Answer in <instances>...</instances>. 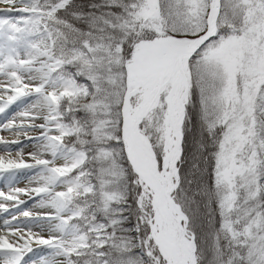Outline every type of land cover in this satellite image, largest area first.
Here are the masks:
<instances>
[{
  "label": "snow or ice",
  "instance_id": "obj_1",
  "mask_svg": "<svg viewBox=\"0 0 264 264\" xmlns=\"http://www.w3.org/2000/svg\"><path fill=\"white\" fill-rule=\"evenodd\" d=\"M0 5V264H264V0Z\"/></svg>",
  "mask_w": 264,
  "mask_h": 264
},
{
  "label": "rangeland",
  "instance_id": "obj_2",
  "mask_svg": "<svg viewBox=\"0 0 264 264\" xmlns=\"http://www.w3.org/2000/svg\"><path fill=\"white\" fill-rule=\"evenodd\" d=\"M2 7H3V5H0V8H2ZM7 115H8V117H10L12 115V113L8 112ZM4 118H5L4 115H0V122H2L4 120ZM0 136L5 137L6 139H12L11 135L6 133V132H0ZM27 149H28V147L25 148V152L29 151ZM0 183H4L5 184L3 179H0ZM26 184H27V177H23V178L18 177V183L16 184V186L24 187ZM0 190H4V185L0 184Z\"/></svg>",
  "mask_w": 264,
  "mask_h": 264
},
{
  "label": "bare ground",
  "instance_id": "obj_3",
  "mask_svg": "<svg viewBox=\"0 0 264 264\" xmlns=\"http://www.w3.org/2000/svg\"><path fill=\"white\" fill-rule=\"evenodd\" d=\"M27 150H31V148H30V146L28 147V149ZM19 177H21V178H23V177H26V176H24V175H20ZM1 185H5L4 183H0Z\"/></svg>",
  "mask_w": 264,
  "mask_h": 264
}]
</instances>
